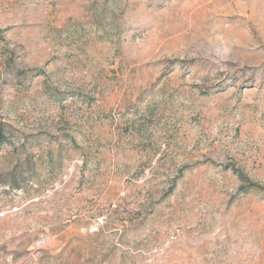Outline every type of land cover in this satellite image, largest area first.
I'll return each instance as SVG.
<instances>
[{
    "label": "rangeland",
    "instance_id": "obj_1",
    "mask_svg": "<svg viewBox=\"0 0 264 264\" xmlns=\"http://www.w3.org/2000/svg\"><path fill=\"white\" fill-rule=\"evenodd\" d=\"M0 140V264H264V0H0Z\"/></svg>",
    "mask_w": 264,
    "mask_h": 264
},
{
    "label": "trees",
    "instance_id": "obj_2",
    "mask_svg": "<svg viewBox=\"0 0 264 264\" xmlns=\"http://www.w3.org/2000/svg\"><path fill=\"white\" fill-rule=\"evenodd\" d=\"M1 141V140H0ZM251 187H255V186H251ZM242 189V188H241Z\"/></svg>",
    "mask_w": 264,
    "mask_h": 264
}]
</instances>
